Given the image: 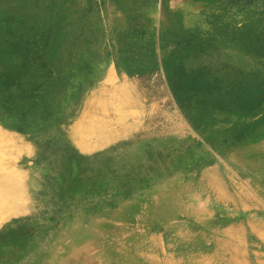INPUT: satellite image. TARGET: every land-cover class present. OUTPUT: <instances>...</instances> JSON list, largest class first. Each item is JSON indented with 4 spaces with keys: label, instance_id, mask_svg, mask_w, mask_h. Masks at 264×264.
<instances>
[{
    "label": "rangeland",
    "instance_id": "374dc122",
    "mask_svg": "<svg viewBox=\"0 0 264 264\" xmlns=\"http://www.w3.org/2000/svg\"><path fill=\"white\" fill-rule=\"evenodd\" d=\"M0 264H264V0H0Z\"/></svg>",
    "mask_w": 264,
    "mask_h": 264
},
{
    "label": "trees",
    "instance_id": "16d2710c",
    "mask_svg": "<svg viewBox=\"0 0 264 264\" xmlns=\"http://www.w3.org/2000/svg\"><path fill=\"white\" fill-rule=\"evenodd\" d=\"M180 70V66L177 65H165L164 71L166 72L168 82H169V87L172 92L173 98L175 102L183 107L188 104H190L191 100H185L186 95L192 94L194 96L197 95H206L205 88L201 87V85H190L192 84L193 81L197 79V75L193 74L191 76V79L189 80L188 83L181 82L179 83L177 77L176 79H171V75L175 74ZM207 91V90H206ZM262 93L258 92L256 94L248 95V96H242L240 99H238V102L233 103V106L240 110V111H246V112H252L255 105L254 102L261 96Z\"/></svg>",
    "mask_w": 264,
    "mask_h": 264
},
{
    "label": "bare ground",
    "instance_id": "6f19581e",
    "mask_svg": "<svg viewBox=\"0 0 264 264\" xmlns=\"http://www.w3.org/2000/svg\"><path fill=\"white\" fill-rule=\"evenodd\" d=\"M6 202V201H5ZM5 204V203H4ZM229 206V205H228ZM18 209V208H17ZM229 209V208H228Z\"/></svg>",
    "mask_w": 264,
    "mask_h": 264
}]
</instances>
